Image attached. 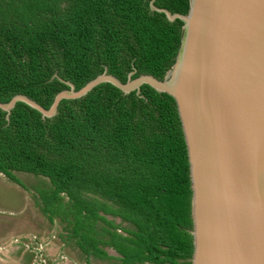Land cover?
<instances>
[{"label": "trees", "instance_id": "1", "mask_svg": "<svg viewBox=\"0 0 264 264\" xmlns=\"http://www.w3.org/2000/svg\"><path fill=\"white\" fill-rule=\"evenodd\" d=\"M150 0H0V103L25 95L48 109L104 69L121 82L173 65L182 23ZM185 15L188 0H155ZM143 98L101 84L60 102L50 119L23 103L0 110V174L48 181L37 204L89 262L190 264L191 186L174 100L143 85ZM106 216L111 219H107ZM118 220V222H117ZM112 249L120 257H113Z\"/></svg>", "mask_w": 264, "mask_h": 264}, {"label": "water", "instance_id": "2", "mask_svg": "<svg viewBox=\"0 0 264 264\" xmlns=\"http://www.w3.org/2000/svg\"><path fill=\"white\" fill-rule=\"evenodd\" d=\"M154 2L149 1L151 11L182 23L174 63L163 79L132 78V67L123 83L105 68L75 90L54 74L51 79L68 89L48 109L15 95L0 110L8 121L23 103L50 119L61 101L80 99L101 84L139 98L143 85L169 95L189 165L190 264H264V0H188L185 15Z\"/></svg>", "mask_w": 264, "mask_h": 264}, {"label": "rangeland", "instance_id": "3", "mask_svg": "<svg viewBox=\"0 0 264 264\" xmlns=\"http://www.w3.org/2000/svg\"><path fill=\"white\" fill-rule=\"evenodd\" d=\"M16 177L23 186L15 184L0 174V236L9 233L16 237L21 233L42 235L45 239L54 231V224L42 214L37 204V188L48 186V181L27 173H16ZM47 240L45 239L44 242ZM56 241L57 237H56ZM64 253L67 261L74 264H84L80 252L70 243ZM93 264H110L107 262H93Z\"/></svg>", "mask_w": 264, "mask_h": 264}, {"label": "flooded vegetation", "instance_id": "4", "mask_svg": "<svg viewBox=\"0 0 264 264\" xmlns=\"http://www.w3.org/2000/svg\"><path fill=\"white\" fill-rule=\"evenodd\" d=\"M53 224L55 227L54 231L57 230L59 233H50L49 236L47 234L45 237L47 240L46 242H44L45 239L42 238V235L39 234L21 233L19 235H15L14 246H20L22 247V251L32 254L31 264H72L67 261L68 256L64 253V249H66L69 244H66L60 236V226L55 222H53ZM56 237L59 241H56ZM82 259L84 264H93V262L98 261L90 259L88 262L83 255Z\"/></svg>", "mask_w": 264, "mask_h": 264}, {"label": "crops", "instance_id": "5", "mask_svg": "<svg viewBox=\"0 0 264 264\" xmlns=\"http://www.w3.org/2000/svg\"><path fill=\"white\" fill-rule=\"evenodd\" d=\"M31 259V253L14 246V237H10L9 233L0 236V264H31Z\"/></svg>", "mask_w": 264, "mask_h": 264}]
</instances>
